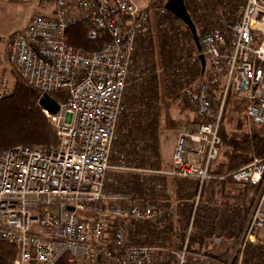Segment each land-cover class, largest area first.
Masks as SVG:
<instances>
[{
    "label": "built area",
    "instance_id": "1",
    "mask_svg": "<svg viewBox=\"0 0 264 264\" xmlns=\"http://www.w3.org/2000/svg\"><path fill=\"white\" fill-rule=\"evenodd\" d=\"M44 1L50 14L35 15L12 35L7 59L40 96L63 91L65 99L56 114L42 109L56 147L17 145L0 152V242L16 250L10 264L165 263V248L128 243V222L154 223L173 207L118 191L130 173L193 180L195 205L206 181L259 186L238 241L254 243L251 232L264 231V160L252 157L217 173L209 167L218 156L229 92L244 101L247 125L264 126V0H240L232 20L221 19L201 34L204 71L181 92L195 122L180 124L166 171L127 165L112 146L123 93L140 75L136 41L148 32L152 10L133 0ZM83 20L90 23L89 39L106 32L109 39L98 50L67 42L66 30ZM192 60L199 61L197 55ZM8 94L2 77L0 98ZM173 255L183 263V252Z\"/></svg>",
    "mask_w": 264,
    "mask_h": 264
},
{
    "label": "trees",
    "instance_id": "2",
    "mask_svg": "<svg viewBox=\"0 0 264 264\" xmlns=\"http://www.w3.org/2000/svg\"><path fill=\"white\" fill-rule=\"evenodd\" d=\"M165 1L156 0L149 30L137 38L140 75L125 88L112 144L125 164L141 169L159 170L161 167L158 141L163 112L168 111V99L182 98V89L193 86L201 77L200 62L192 60L198 51L190 31L164 9ZM239 1L185 0L198 39L204 30L219 24V20H232ZM89 29L88 20L71 25L66 30L67 42L88 52L98 50L109 38L101 30L97 38L89 39ZM178 69L182 72L178 73ZM13 74L9 94L0 98V152L17 145L56 147L54 128L38 105L39 90L28 85L14 70ZM49 96L57 103L65 99L63 91ZM242 105V99L233 92L228 93L219 129L218 156L210 164V172L237 168L252 157L264 160V126L251 125L247 131L245 119L236 116ZM187 111L181 114V118L194 123L192 109L187 108ZM228 113L235 116L232 127L224 124L228 121ZM156 184L160 187L157 188ZM227 184L232 182H204L195 205L198 189L193 180L145 173L125 174L117 189L135 201L168 206L169 203L157 201L165 193L166 185L176 187V198L182 201L160 221L130 220L128 243L165 248L169 252L167 264H176L173 253L180 252H183L182 264H264V235L261 231L254 230L259 237L256 245L238 243L259 186L238 190ZM15 256L14 247L0 242V264H10Z\"/></svg>",
    "mask_w": 264,
    "mask_h": 264
},
{
    "label": "rangeland",
    "instance_id": "3",
    "mask_svg": "<svg viewBox=\"0 0 264 264\" xmlns=\"http://www.w3.org/2000/svg\"><path fill=\"white\" fill-rule=\"evenodd\" d=\"M134 1L142 8L144 7L150 8L152 10L151 12V19H152L155 9L154 7L157 6L156 0H134ZM49 11H50V5L48 1H44V0H0V79L2 77H5L6 85L8 88H11V86L13 85L14 69L7 59V47L5 49V42L9 38V34L12 26H14L17 22L20 21L22 22V24H24L25 20H27L29 17L34 16L36 14L46 15ZM243 107L244 105H242V107L238 109V112L236 113L237 117L239 116L242 117V110L244 109ZM187 108L188 107L186 106V104L184 103L181 97L179 98L171 97L168 99V111L163 112V118L161 123L162 125L160 129L159 141H158L160 158L163 165H170L171 163L172 153L176 141L178 128L180 124L183 123V121H185L183 118H181L182 116L181 114H186ZM187 112L190 114L189 111ZM224 124L226 125V127L234 126L235 116L228 113V121L227 120L224 121ZM251 127L252 126L246 124L247 131H249ZM149 175H155V174H149ZM227 185L228 187L229 186L235 187L233 183ZM166 189L167 191H169L170 187ZM251 233L255 238V242L254 243L246 242V243L256 245L259 242V237L256 236L254 231ZM261 233L264 235V231H261ZM243 237L244 235L242 236V238Z\"/></svg>",
    "mask_w": 264,
    "mask_h": 264
},
{
    "label": "water",
    "instance_id": "4",
    "mask_svg": "<svg viewBox=\"0 0 264 264\" xmlns=\"http://www.w3.org/2000/svg\"><path fill=\"white\" fill-rule=\"evenodd\" d=\"M185 0H166L163 4L165 10L169 11L177 19H179L190 31L194 45L198 51V60L200 62L201 74L204 71L206 60L204 54L201 52V47L199 44L198 34L185 5ZM38 105L47 110L50 114H56L58 112V104L54 101L48 94H42L38 99ZM167 264V263H159Z\"/></svg>",
    "mask_w": 264,
    "mask_h": 264
},
{
    "label": "crops",
    "instance_id": "5",
    "mask_svg": "<svg viewBox=\"0 0 264 264\" xmlns=\"http://www.w3.org/2000/svg\"><path fill=\"white\" fill-rule=\"evenodd\" d=\"M134 1V0H133ZM135 2V1H134ZM136 3V2H135ZM137 4V3H136ZM138 5V4H137ZM139 6V5H138ZM50 12H51V10L46 14V15H49L50 14ZM36 15H41V14H36ZM35 16V15H34ZM34 16H31V17H29L27 20H25V23L24 24H22V22L20 21V22H17L14 26H12V28H11V31H10V34H9V38L6 40V42H5V49H6V47H7V43L10 41V39H11V37H12V35L14 34V33H16V32H18V31H23V30H25L27 27H28V25H29V23H30V20L32 19V17H34ZM174 137H175V135H174ZM175 145V144H174ZM166 165H163L162 163H161V167L159 168V170H162V171H166L167 169H169V167H170V165H168V168L167 167H165ZM121 179V178H120ZM170 187V190L169 191H167V189L166 188H169ZM166 188H165V193L162 195V196H160L159 198H158V202H160V203H169V205L168 206H172L173 207V209H174V206L177 204V203H181L182 201L181 200H178L177 198H176V195H175V193H174V189L176 188H174L172 185L170 186V185H166ZM168 194V195H167ZM146 203H148V202H146ZM151 203H153V202H151Z\"/></svg>",
    "mask_w": 264,
    "mask_h": 264
},
{
    "label": "bare ground",
    "instance_id": "6",
    "mask_svg": "<svg viewBox=\"0 0 264 264\" xmlns=\"http://www.w3.org/2000/svg\"><path fill=\"white\" fill-rule=\"evenodd\" d=\"M165 217V216H164Z\"/></svg>",
    "mask_w": 264,
    "mask_h": 264
}]
</instances>
